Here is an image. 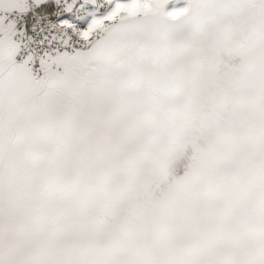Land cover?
Here are the masks:
<instances>
[{"label": "snow or ice", "instance_id": "1", "mask_svg": "<svg viewBox=\"0 0 264 264\" xmlns=\"http://www.w3.org/2000/svg\"><path fill=\"white\" fill-rule=\"evenodd\" d=\"M0 264H264V0H0Z\"/></svg>", "mask_w": 264, "mask_h": 264}]
</instances>
